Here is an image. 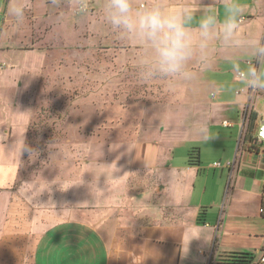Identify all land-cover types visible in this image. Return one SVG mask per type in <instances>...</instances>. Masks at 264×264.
<instances>
[{"label": "crops", "instance_id": "obj_1", "mask_svg": "<svg viewBox=\"0 0 264 264\" xmlns=\"http://www.w3.org/2000/svg\"><path fill=\"white\" fill-rule=\"evenodd\" d=\"M31 1L27 0L28 5ZM36 1L39 2L38 15H46L48 5L52 6L50 0ZM67 1L72 3L75 0ZM59 2L63 3V0ZM168 2L176 4L180 0ZM194 2L201 8L205 5L217 6L222 18L220 5L224 0ZM9 3L10 0H1L0 4V77H16L12 70L1 68L2 63L22 64L32 59V55L17 50L24 36H19V31L10 26L12 19L7 15ZM242 3L248 6L241 25L242 35L264 32V0H242ZM199 15L198 12L197 17ZM195 24L194 21L193 27ZM127 41L132 47L141 49L137 43L130 39ZM236 61L240 63L235 65L237 71L221 67L223 63L233 65ZM246 61L247 57L241 51H214L210 54V65L206 71L219 75L208 78L201 74L199 82L201 89L208 84L213 87L210 99L205 98L208 103L183 106L182 119L172 115L178 112L177 109L169 108L171 115L168 114L166 123L176 124L181 120L183 128H169L164 134L152 138L135 133L136 136L129 135L118 143L113 151L129 144L134 149V155L125 158L119 154L120 170L113 175L105 173L99 180L97 175H93L104 196L95 199L89 188L88 199L93 206L85 213L86 218L78 210L69 211L71 206L58 208L49 216L46 207L12 195L28 182L18 180L22 156H14L5 162L0 155V237L7 234L5 240L14 252L8 255V260L10 257L13 259L9 264H214L216 256L233 253L228 248L218 250V233L222 229L220 220L216 225L205 218L206 208H220L221 202L216 198L205 202L207 189L200 197L196 195L202 171L200 151L193 149L183 160L177 158L176 151L186 141L193 144L208 142L213 129L225 128L224 123L231 119L228 123L231 124L229 128L236 131L234 143H237V150L232 166L224 168L229 171L232 182L227 192L228 202L222 206L223 215L232 220L236 216L248 217L252 215L249 212L253 207L256 217L263 216L264 196L261 198L255 190L263 184L264 146L253 143L256 150L250 152L242 135L248 116L253 113L257 116L255 140L257 126L264 118V109L261 108L264 92H249L242 86L241 75H244L242 69ZM14 97L8 92H0V133L9 134L6 142L9 148L15 137H26V125L30 118V114L13 117L11 109L26 110L12 100ZM138 153L140 159L136 161ZM198 153L200 164L189 166L190 160L196 161ZM226 159L228 165L233 157ZM215 163L209 162L207 167L215 170ZM109 176L123 178L109 183ZM257 177H262V180H256ZM61 199L62 206L66 196L62 195ZM47 200L45 191L38 203L47 204ZM29 234H34L35 238L28 240ZM24 248L27 253L19 255Z\"/></svg>", "mask_w": 264, "mask_h": 264}, {"label": "rangeland", "instance_id": "obj_2", "mask_svg": "<svg viewBox=\"0 0 264 264\" xmlns=\"http://www.w3.org/2000/svg\"><path fill=\"white\" fill-rule=\"evenodd\" d=\"M75 2L63 0L58 5H48L46 15L39 16V2L33 0L28 5L22 25L17 26L11 17L10 26L19 31V36H24L17 50L32 55V59L22 64H1V68L12 70L16 77H0V92L14 95L12 100L16 104L19 102L25 111L32 112L26 125L25 140L39 155L35 160L27 152L22 155L19 182L36 181L42 189L51 186V193L47 192L50 206L46 211L49 216L58 208L71 206L69 211L78 210L86 218L85 213L93 206L88 199L90 184L97 182L105 173L113 175L117 169L120 170L119 154L125 158L134 155L132 145H122L115 151L113 145L129 135L134 137L142 133L152 138L164 134L169 128H183L181 120L176 124L166 123L169 108L177 109L178 112L172 115L182 119L183 106L208 103L205 98L210 99L213 87L208 84L201 89L200 75L215 78L219 73L210 70L200 72L199 64L194 60L190 65L194 78L189 81L142 79L145 53L132 47L127 41L129 38L125 40V36L102 22L98 10L103 0H83L87 15L71 14ZM139 2L142 3L141 0ZM93 12L97 14L92 15ZM223 64V70L232 69V64ZM239 64V61L235 62V65ZM261 108L264 109V105ZM227 120L231 122V119ZM189 123L192 124L191 121ZM247 124L248 121L243 130V141ZM235 133V129L229 127L215 128L211 140L196 144L186 141L176 155L183 160L193 149L200 151L202 171L196 195L200 197L207 189L205 202L212 198L221 202L220 208H206L205 217L212 224L221 222L218 250L228 248L234 252L250 253L255 256L254 264H261L264 215L256 217L253 207L249 212L252 215L248 217L236 216L232 220L223 215L222 206L228 202L227 192L232 182L229 171L224 168L228 167L227 157H233L229 164L234 160L237 150ZM54 143L64 148L62 163L45 166L51 155L49 145ZM135 156L138 161L140 154ZM209 162L220 163L221 167L210 170L207 167ZM113 163L116 168L100 167ZM60 179L68 181L64 185L69 187L67 191H60L59 185L54 183ZM256 180H262V177ZM263 186L264 179L262 186L255 190L261 198L264 196ZM62 195L66 199L61 206L59 199ZM5 238L6 233L0 237V264H9L13 260L11 257L8 260V255L14 252L9 249ZM30 238H35L34 234H29L27 239ZM25 253L24 248L19 255Z\"/></svg>", "mask_w": 264, "mask_h": 264}, {"label": "clouds", "instance_id": "obj_3", "mask_svg": "<svg viewBox=\"0 0 264 264\" xmlns=\"http://www.w3.org/2000/svg\"><path fill=\"white\" fill-rule=\"evenodd\" d=\"M50 2L55 6L59 0ZM220 7L222 18L217 6L205 5L201 8L194 0H180L176 4L168 0H150L148 3H140L139 0H103L98 14L102 22L114 32L140 45L141 51L145 53L141 67L142 79L189 81L194 78L190 70L194 60L203 72L209 68L210 54L214 51H241L247 57L242 69V86L249 92H264V32L242 35L241 25L248 7L242 0H224ZM27 8V0H10L7 15L13 18L17 26L22 25ZM198 12L200 15L197 17ZM71 14H88V9L83 7V0H76ZM231 67L235 71V64ZM11 112L13 117L32 113L30 110L22 112L19 108L15 111L11 109ZM8 140V133H0V155L5 162L14 156L21 157L25 152L33 160L38 157L39 153L26 143L25 135L15 137L11 148L7 146ZM115 147L118 145H113ZM49 148L51 155L45 166L62 163L61 158L65 155L63 146L54 143ZM100 167L112 169L116 168V164ZM122 178L109 176L108 182L113 183ZM54 183L59 185L62 192L69 189L64 187L68 183L65 179ZM90 188L95 199L103 198L104 191L95 182L91 183ZM45 191L51 193V186L42 189L39 182L32 181L23 183L12 195L35 202L40 207H49L50 201L47 204L38 203Z\"/></svg>", "mask_w": 264, "mask_h": 264}, {"label": "trees", "instance_id": "obj_4", "mask_svg": "<svg viewBox=\"0 0 264 264\" xmlns=\"http://www.w3.org/2000/svg\"><path fill=\"white\" fill-rule=\"evenodd\" d=\"M257 116L250 113L248 116V125L245 136V145L250 152L256 150L253 145L254 142V130ZM195 164H200L199 153L196 156V161H189V166H194ZM262 214L264 215V201L262 202ZM255 256L250 253L233 252L228 254L220 255L214 262V264H254Z\"/></svg>", "mask_w": 264, "mask_h": 264}, {"label": "built area", "instance_id": "obj_5", "mask_svg": "<svg viewBox=\"0 0 264 264\" xmlns=\"http://www.w3.org/2000/svg\"><path fill=\"white\" fill-rule=\"evenodd\" d=\"M244 75H241V77H243ZM225 127H231V124L228 123V122H225L224 123ZM254 144H257V145H260L261 147L264 146V118H262L257 126V129H256V135H255V140L253 142ZM264 153V151H263ZM231 167L232 164H228V167ZM214 167L215 168H220L221 167V164L220 163H215L214 164ZM262 212V211H261ZM260 263L261 264H264V254L263 256L261 257L260 259Z\"/></svg>", "mask_w": 264, "mask_h": 264}]
</instances>
